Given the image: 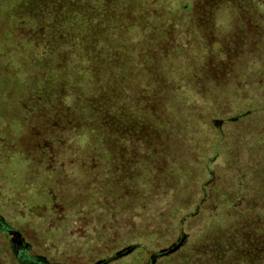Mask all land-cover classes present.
Returning <instances> with one entry per match:
<instances>
[{
    "label": "trees",
    "instance_id": "1",
    "mask_svg": "<svg viewBox=\"0 0 264 264\" xmlns=\"http://www.w3.org/2000/svg\"><path fill=\"white\" fill-rule=\"evenodd\" d=\"M227 8L234 12L228 23L241 36L225 53L246 56L252 16L264 27V0H0V123L18 134L24 162L47 173L49 201L66 203L64 191L77 175L69 170L102 165L111 187L114 172L129 167L135 151L177 156L182 141L184 148L191 142L182 139L186 123L174 114L187 101L191 107L180 116L214 125L216 102L205 105L200 88L210 86L211 32L227 21ZM258 95L250 107H264ZM119 154L126 159L119 162ZM216 188L211 208L223 216L210 218L209 242L183 256V264H264V197L258 206L249 198L238 204ZM161 207L158 230L189 215L181 216L189 207L184 200Z\"/></svg>",
    "mask_w": 264,
    "mask_h": 264
},
{
    "label": "rangeland",
    "instance_id": "2",
    "mask_svg": "<svg viewBox=\"0 0 264 264\" xmlns=\"http://www.w3.org/2000/svg\"><path fill=\"white\" fill-rule=\"evenodd\" d=\"M226 10L227 21L216 24L211 32V83L208 88H200L206 91V97H201L205 105L206 100L216 102L214 125L180 116L182 108L189 111L188 101L176 108L174 114L186 123L182 139L194 141H188L184 148L181 140L177 156L168 151H135L129 167L121 164L116 169V183L111 187L103 182L108 170L102 165L96 171L69 170L77 175L64 191L67 201L55 205V200L49 201L44 193L49 189L43 178L47 173L24 162L25 149L18 134L12 126L0 123V218L9 230L20 234L27 246L24 254L40 259L19 258L11 246L13 234L0 230V264H150L151 260L152 264H183V256L209 242L213 234L209 231L215 228L209 225L210 218L223 216L211 208L215 187L220 188V196L238 204L247 198L257 206L262 203L264 107L256 109L249 103L256 93L264 96V27L252 16L255 23L249 25L252 39L245 45L247 54L236 51L231 59L225 52L232 51L229 44L239 43L241 30L237 24L228 23L234 12ZM223 62L230 66H221ZM196 103L202 104L200 100ZM170 134L177 136L174 131ZM117 159L121 162L126 157L119 154ZM180 164L185 166L181 171L177 168ZM49 186L59 196L60 190ZM102 192L106 198L100 195ZM175 199L189 204L181 216L189 215L183 223L176 221L158 230L154 218L166 209L161 205ZM136 233L138 239L133 237Z\"/></svg>",
    "mask_w": 264,
    "mask_h": 264
},
{
    "label": "flooded vegetation",
    "instance_id": "3",
    "mask_svg": "<svg viewBox=\"0 0 264 264\" xmlns=\"http://www.w3.org/2000/svg\"><path fill=\"white\" fill-rule=\"evenodd\" d=\"M0 229L1 230H5L7 231L8 228H7V224L3 221V219L0 218ZM7 232L9 233H12L13 234V238L11 239V246H12V249H13V252L14 254L16 255H22L24 256L23 259H28V258H32L34 260H38L39 258L37 257H32V256H28L27 254H24V250L27 249V246L24 244L22 238L20 237V234L15 232V231H12V230H8ZM40 260V259H39Z\"/></svg>",
    "mask_w": 264,
    "mask_h": 264
}]
</instances>
